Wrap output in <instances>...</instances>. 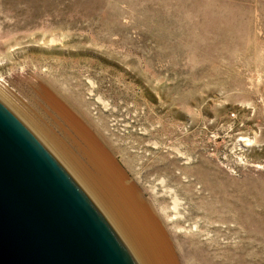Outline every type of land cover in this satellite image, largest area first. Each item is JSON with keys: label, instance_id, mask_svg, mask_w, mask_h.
<instances>
[{"label": "rangeland", "instance_id": "rangeland-1", "mask_svg": "<svg viewBox=\"0 0 264 264\" xmlns=\"http://www.w3.org/2000/svg\"><path fill=\"white\" fill-rule=\"evenodd\" d=\"M48 95L123 149L178 264H264V0H0V103L56 155Z\"/></svg>", "mask_w": 264, "mask_h": 264}, {"label": "water", "instance_id": "water-1", "mask_svg": "<svg viewBox=\"0 0 264 264\" xmlns=\"http://www.w3.org/2000/svg\"><path fill=\"white\" fill-rule=\"evenodd\" d=\"M0 264H140L113 207L1 103Z\"/></svg>", "mask_w": 264, "mask_h": 264}, {"label": "bare ground", "instance_id": "bare-ground-1", "mask_svg": "<svg viewBox=\"0 0 264 264\" xmlns=\"http://www.w3.org/2000/svg\"><path fill=\"white\" fill-rule=\"evenodd\" d=\"M47 97L46 103L67 125L66 129L60 128L63 137L42 130L41 136L47 146L80 181L90 184L96 199L113 207L140 264H178L167 233L152 207L115 158L116 153L122 154L123 164L131 170L123 149L114 145L108 137L88 128L86 123H81L71 110L69 112L60 106L56 99Z\"/></svg>", "mask_w": 264, "mask_h": 264}]
</instances>
